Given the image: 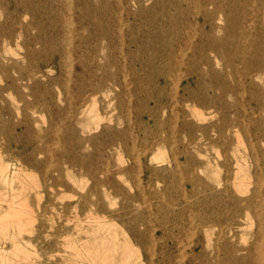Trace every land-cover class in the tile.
Returning a JSON list of instances; mask_svg holds the SVG:
<instances>
[{
	"label": "rangeland",
	"instance_id": "1",
	"mask_svg": "<svg viewBox=\"0 0 264 264\" xmlns=\"http://www.w3.org/2000/svg\"><path fill=\"white\" fill-rule=\"evenodd\" d=\"M91 1V9L102 7L104 2V0ZM119 1L111 0L112 11L110 12L120 14L127 20L125 12L121 11ZM58 3L57 1L55 3V0H0V166L7 167L10 174L16 172L14 182L7 185L0 182V246L8 252L16 242L22 249L20 253H8L5 256L7 262L9 264H96L85 253L83 244L87 239L83 230L87 227L97 231L98 235L104 234L105 230L98 227L109 222L113 227L111 232L118 234L119 241H127L129 244L131 260L127 264H139V261L148 264L147 256L157 245L171 247L174 250L173 253L178 255V259L188 264L187 257L190 256L197 238L204 241L208 255L207 260L199 264H229L224 259L225 250L221 252V261L213 258L218 228L213 229L211 244L207 245L205 234L200 232L196 236L194 227L186 225L187 220L179 221L178 224L181 226L173 224L172 214L185 205L182 197L190 186L187 174L183 170L184 166L181 169L182 176L178 178L172 176L175 167L170 160L179 154V150L173 149L172 146L154 147L148 157L142 155L136 160L132 159L128 153H114L109 163L110 172L105 176L100 173L98 175V179H107L114 184L115 188H111L108 195L104 193L105 187L102 184L97 185L99 190L96 192L94 182L79 166L71 167L72 174H64L68 183L67 187H59L54 183L53 179L58 175L57 170L62 154L78 151L75 150L72 127L79 129L80 138L99 137L98 142H101L104 127L118 126L117 122H121L126 116L129 121L132 120L133 124H137L135 109L153 93L155 86L144 85L140 89L139 85H134L137 76L132 69L136 67L140 69V67L138 63H133L129 50H125L126 56L118 48L123 41L121 42V39L117 37L119 35L117 31H115L116 44L108 50L104 49L97 57L87 52L90 51V40H88L90 38L83 40L88 48L83 51V54L71 52L69 55H64L60 51L51 52L50 49L58 45V35H56L58 30L60 29L62 34L63 31H67L65 30L67 21L77 26L78 11L81 10L85 14L84 17L88 16V13L89 16L93 13L86 7L81 9L77 0H62L59 10L56 11ZM263 3L264 0H252L249 3L245 11L244 23L241 22L240 15L233 17L232 21L221 23L222 26L229 23L233 27L226 41L234 43L238 49L228 51L226 54L235 57L234 63L238 66V72L231 74L232 70L227 69L225 62L220 61L216 71L223 73L224 76L227 75V81L232 85H207L215 86L217 89H231L230 93L222 94L220 101L244 110L242 115L236 117V120L244 122L246 128L243 125L237 131L226 134L220 141L217 134H211L208 138L202 139L200 141L201 155L192 150L193 159L205 163L206 174H202V178L216 187L217 182L226 177L228 170L225 167H218L217 163L224 161L227 155L230 158L228 167L232 172L235 171V163L239 160L244 169L239 175L240 189L236 195L242 199L252 196L258 181L251 158L250 141L257 136L255 129L258 122L264 129V16L261 14L257 17L258 8ZM144 5L152 7L153 2L146 1ZM195 20H199V17ZM98 22H109L108 16L99 17ZM95 28L96 25L93 23L84 25L83 35L86 32L90 34ZM126 29L127 35L125 34L124 38H132L128 27ZM225 33L226 31L222 30L220 36L228 35ZM102 43L105 47L107 46V41ZM46 61L49 63L46 64ZM112 61L116 64L117 61L126 63L128 67L126 70L119 69L120 67L114 66ZM253 64H260L261 69L259 72L252 73L253 82H251L245 69ZM98 65L104 66V70L98 69ZM126 71L129 74H125ZM119 73L122 80L125 79L129 85L116 87L112 93L99 94L96 98L97 108L106 105L110 99L112 100L122 92L121 100L130 108V116L127 114L121 119V114L116 112L111 117L109 114L108 119L98 122L85 118L83 126L78 125L71 108V102L77 101V92L87 91L88 87L85 86L89 81L97 82L93 78L94 74L99 78L107 79ZM139 74H142V70ZM176 75L181 78V84L186 83L187 77H184V70L178 71ZM218 82L221 83L220 80ZM183 86L185 85H177V88L182 90ZM191 87L195 88V85ZM208 93L210 96L213 94L210 90ZM217 93H219L218 90ZM148 106L154 107L153 102H149ZM235 107L233 111H236ZM202 111L205 114L204 120L198 122L191 116L188 120L195 125L204 126L220 123L222 117L215 115L211 109L204 108ZM165 116L161 118L164 119ZM97 123L100 124L96 126ZM118 128L125 129V124H120ZM136 134L140 141L137 147L139 151H144L148 145L152 144L150 136L146 138L143 132ZM86 146V153L95 149V147ZM258 149L264 153L263 142L259 143ZM152 156L163 162L152 163L150 161ZM178 156L183 162L181 155ZM85 157L88 158V155ZM120 167L131 169V173L119 176L117 172ZM147 168H151L156 173L151 175L146 171ZM182 178H187V181ZM88 193L90 196L86 205L82 200L79 208H69ZM13 198L16 200L14 201ZM20 201L23 206L25 204L27 206L24 208ZM13 205H16V209L11 210L10 208H14ZM20 206H22L20 210L26 214L17 209ZM31 210L36 212L37 216H34L35 213L33 214ZM208 213L210 212L195 210L190 215L198 222L202 215ZM1 214L2 216L11 214L13 216L11 218L14 219L15 216L16 218L7 220L2 218ZM17 216L20 219H17ZM87 217L90 219H86ZM249 217L248 222H244V227L234 230V235L228 238V242L238 248H253L257 245V253L264 257V244L261 245L264 237L258 234V219L253 213ZM13 221H22L24 225L9 226V233H4V225ZM136 226L141 234L140 241L139 234L134 230ZM91 234L93 235V231ZM173 237L175 243L171 240ZM255 248L253 251L256 252ZM160 249L158 248V252L161 251ZM78 251L82 253L81 257L76 256ZM245 253L238 252L240 255ZM183 262L180 263L183 264ZM113 264H121V259L117 258ZM156 264H160L157 259Z\"/></svg>",
	"mask_w": 264,
	"mask_h": 264
},
{
	"label": "bare ground",
	"instance_id": "2",
	"mask_svg": "<svg viewBox=\"0 0 264 264\" xmlns=\"http://www.w3.org/2000/svg\"><path fill=\"white\" fill-rule=\"evenodd\" d=\"M56 1L59 2V6L55 8L58 11L62 0H55V3ZM146 1L149 2L150 0H120L119 6L122 7L121 11L125 12L127 18L125 20L120 14H112L110 12L112 11L111 0H104L102 7H92V9L90 8L92 6L91 0H77L78 4L81 5V9H83L82 7L85 9L86 7L93 13H90V16L88 13V16L84 17L83 15L85 14L81 10L80 12L78 11L76 15L78 20L77 26L67 21L65 23V30L67 31H63L62 34L59 29L56 33L58 35V45L51 48V52L60 51L64 55H69L71 52L83 54V51L88 49L84 45L83 40L90 38L88 39L90 40V51L87 52L97 57L104 49L108 50L116 44L115 31H117L119 34L117 37L121 39V42L123 41V44L121 43V46L119 45L120 47L118 48L125 55V50H129L133 63H138L140 67V69L137 67L132 69L137 76L134 85H139L140 89L144 85L155 86L153 93L146 97L142 105H139V107L136 105L135 114L137 124H133L132 120L129 121V118H126L127 116L123 118L124 115H129L130 108L121 100L123 97L122 92L112 98V100L110 99L101 108H97L98 102L96 100L99 94L112 93L116 87L128 86V82L125 79L122 80L120 73L114 74L107 79L99 78L94 74L93 78L97 82L89 81L85 86L88 87V90L78 91L76 95L77 101L74 103L71 102L74 119L78 125L83 126L85 118L94 119L98 122L108 119L109 114H111L109 116L111 117L114 113L118 112L121 114V119H123L121 122H117V124L118 126L122 123L125 124V129L120 130L118 126H106L102 131L101 137L103 140L98 142L99 137H90L89 139L80 138L78 135L79 129L72 127L71 133L76 144L75 150L78 151L64 152L62 154V160L57 170L58 175L53 179L54 183L59 187H67L68 183L65 180L64 174H72L71 167L79 166L82 170H85L86 175L94 182L95 191L98 192L97 185L102 184L105 187L104 193L108 195V191L111 188H115L114 184L107 179H98V175L100 173L105 176L110 172L109 163L114 153H128L132 159L136 160L142 155L148 157L154 147L172 146L173 149L179 150V154L170 160L172 166L175 167L172 176L177 178L180 175L182 176L181 169L184 166L183 170L187 174L190 186L185 195L182 193L185 205L179 211H174L172 214L173 224L181 226L178 224L179 221L187 220L186 225L194 227L196 230L194 234L196 236L200 232L205 234L207 245L211 244L213 229L218 228L217 244L213 254V258L217 261H221V252L225 250L226 256L224 259L229 264H264V257L257 253V245L253 247H256L254 249L256 250L255 252L251 247L238 248L228 242V238L234 235V230L242 227L244 222H248L249 216L252 213L259 222L258 234L260 237H264V153L258 149L259 143L263 142L264 145V129L262 124L258 122L255 129L257 136L250 141L251 158L258 181L252 196L248 198L242 199V197L240 198L236 195L240 189L239 175L244 169V166L239 160L236 161V169L232 172L228 167L230 158L227 155H225L224 161L217 163L218 167H225L228 170L226 177L223 180H219L216 187L202 178V174H206L205 163L196 159L194 160L192 155V150L197 151L201 155L200 141L208 138L211 134H217L220 141L226 134L237 131L243 125L246 128L244 122H240L238 119L236 120V117L242 115L244 110L220 101L222 94L230 93L231 89H217L215 86L207 85H232L227 81V75L224 76L223 73L216 71V66H219L220 61H223L225 62V67L232 70L231 74L238 72V66L234 63L235 57L226 54L228 51L238 49L237 45L226 41L233 27L229 23L225 26H222L221 23L232 21L233 17L238 15H240L241 22L244 23L246 21V8L252 0H151L153 2L152 7H146L144 5ZM258 11L257 17L261 14L264 16V3L258 8ZM105 16H108L109 22H98L99 17ZM197 17H199V20H195ZM125 21L131 23L126 24ZM92 23L96 25L94 31H91L90 34L86 32L83 35L82 30L84 25ZM126 27L132 33V38H124L127 31ZM222 30H225V34L228 35L221 37L220 32ZM102 41H107L106 47ZM95 57L94 62L96 63ZM67 58L70 57L67 56ZM45 63L48 64L49 61ZM111 63L123 70H126L128 67L123 62L118 63L117 61L116 64L115 61H112ZM67 69H69L68 66ZM98 69L104 70V66L98 65ZM260 69V64H253L245 69L247 77L250 78L251 82H253L252 73L255 71L259 72ZM140 70H142V74H139ZM180 70H184V77H187V81L184 84H181V78L176 75ZM125 74L129 73L126 71ZM160 85L166 86L163 87ZM177 85L185 86L180 90L177 88ZM191 85H195V88H192ZM209 90L213 92L211 96L208 95ZM217 90L219 93H217ZM128 99L130 98L128 97ZM149 102H153L154 107H149ZM233 107L236 108V111H233ZM204 108L211 109L215 115L222 117L220 123L204 126L198 123V125H195L192 121L188 120L189 116L194 117L198 122L204 120L205 114L202 111ZM163 116H165L164 119L161 118ZM99 124L97 123L96 126ZM137 132H143L146 138L149 136L152 138V144L148 145L144 151H139L137 148L140 142L136 134ZM86 145L95 147V149L90 153H86ZM85 155H88V158ZM178 155H181L184 159L183 162ZM150 161L152 163L163 162V160L154 156L150 158ZM146 171L151 175L156 173L151 168H147ZM117 173L119 176L128 175L131 173V169L120 167ZM15 175V171L10 174L7 167L0 166V182L3 184L7 185L10 182H14ZM187 178L182 179L187 181ZM138 188H140L139 185ZM139 191L141 193V189ZM89 196V193L82 196L80 201L70 205L69 208H79L82 200L86 205ZM16 198H13L14 201ZM2 202L1 204L5 203ZM9 204L8 206H10ZM16 205H13L14 208L10 209H16ZM22 206L17 209L20 210ZM24 206L27 205L25 204ZM24 208L23 210H25ZM195 210L210 213L202 215L199 221L196 222L194 220L195 217L192 218V215H190ZM20 212L24 213L21 210ZM32 213H35L34 216H37L36 212L32 211ZM3 217L7 220L13 219L11 218L13 217L11 214H6ZM79 217L76 218L78 219ZM17 219H20V217ZM15 225L22 227L24 223L22 221L7 222L3 227V232L8 234V227H14ZM98 228L105 230L104 234L98 235L97 231L90 230L87 227L83 230L87 239L85 244H83L87 256L96 264H113L117 258L121 259V264H127L131 260L128 251L130 247L127 241H119L118 234L111 232L113 227L109 222L100 225ZM134 230L139 234L140 238L138 240L140 241L141 234L137 231V226L134 227ZM92 231L93 235L91 234ZM171 240L175 243L174 237ZM203 242L197 238L193 244L190 256L187 257L189 259L188 264H199L207 260L208 255ZM263 242H261V245L264 244ZM158 248H161L160 252H158ZM75 249L78 248L76 247ZM239 251L246 253L240 255L238 254ZM12 252H22V249H20V246L16 242L13 243V247L8 252L0 246V264H9L5 256ZM173 252L174 250L169 246L157 245L148 254L147 263L156 264L157 259L160 261V264H181L183 261H180L178 255H175ZM76 256L81 257L82 253L78 251ZM139 262V264H145L142 261ZM183 264L186 263L183 262Z\"/></svg>",
	"mask_w": 264,
	"mask_h": 264
}]
</instances>
